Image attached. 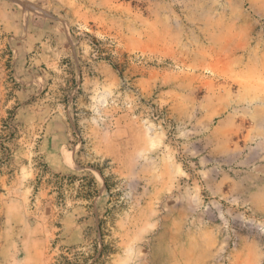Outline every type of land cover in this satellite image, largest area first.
I'll list each match as a JSON object with an SVG mask.
<instances>
[{
  "label": "rangeland",
  "instance_id": "374dc122",
  "mask_svg": "<svg viewBox=\"0 0 264 264\" xmlns=\"http://www.w3.org/2000/svg\"><path fill=\"white\" fill-rule=\"evenodd\" d=\"M99 258L264 264V0H0V264Z\"/></svg>",
  "mask_w": 264,
  "mask_h": 264
},
{
  "label": "trees",
  "instance_id": "16d2710c",
  "mask_svg": "<svg viewBox=\"0 0 264 264\" xmlns=\"http://www.w3.org/2000/svg\"><path fill=\"white\" fill-rule=\"evenodd\" d=\"M92 184H93L92 186L91 185L88 186L89 187V190L86 192V194L88 196H93L95 193H97V189H96V187L94 185V181H92ZM104 251H105V248H104L103 252L101 253V256L100 257H102L104 255ZM100 259L101 258H99L96 262H94L92 264H98V261H100ZM66 262L69 263V261H66Z\"/></svg>",
  "mask_w": 264,
  "mask_h": 264
}]
</instances>
